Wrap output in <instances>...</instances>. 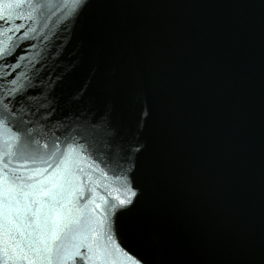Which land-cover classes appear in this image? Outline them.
<instances>
[{
  "label": "water",
  "instance_id": "water-1",
  "mask_svg": "<svg viewBox=\"0 0 264 264\" xmlns=\"http://www.w3.org/2000/svg\"><path fill=\"white\" fill-rule=\"evenodd\" d=\"M0 264H264V0H0Z\"/></svg>",
  "mask_w": 264,
  "mask_h": 264
},
{
  "label": "snow or ice",
  "instance_id": "snow-or-ice-1",
  "mask_svg": "<svg viewBox=\"0 0 264 264\" xmlns=\"http://www.w3.org/2000/svg\"><path fill=\"white\" fill-rule=\"evenodd\" d=\"M130 201H126V200H120V204L124 205L125 203H129Z\"/></svg>",
  "mask_w": 264,
  "mask_h": 264
}]
</instances>
